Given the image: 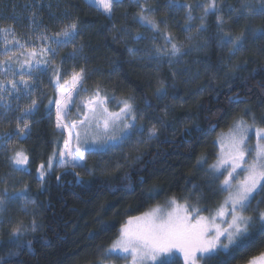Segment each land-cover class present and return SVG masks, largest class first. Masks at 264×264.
Instances as JSON below:
<instances>
[{
  "label": "trees",
  "instance_id": "obj_1",
  "mask_svg": "<svg viewBox=\"0 0 264 264\" xmlns=\"http://www.w3.org/2000/svg\"><path fill=\"white\" fill-rule=\"evenodd\" d=\"M44 1L50 7L42 0H0L3 15L0 25L21 31L19 28L27 25L25 17L32 11L49 33L59 31L63 24L73 20L79 23L81 33L74 44L80 49L79 54L71 56L72 48L59 53L56 69L60 68L63 84L73 71L83 68V86L87 93L77 96L73 92L74 103L69 105L63 123L82 119L81 101L90 97L98 85L101 95L109 97L110 106L134 98L137 116L143 114L137 127L145 129L147 125H155L157 137L145 142L143 134L136 133L104 152L86 153V167L93 170L92 175L80 168L57 166L58 153L69 135L68 130L56 128L55 101L64 97L55 87V76H49L44 95L37 98L35 113L28 119L31 132L27 138H11L20 141L21 149L28 154L30 174L14 173L8 161L12 153H0V181H7L6 185L0 182V190L7 187L11 193L14 188L28 186L36 230L26 231L22 239L31 240L32 245L17 248L3 227L8 216L13 217V221L21 220V214L15 211L25 200H10L5 210L0 211V221H3L0 223V258L18 252L10 256L11 264H125L124 255L106 252L117 240L128 217L139 216L157 206L166 207V201L172 198L180 203L187 199L190 205L199 207L204 216L214 213L222 203L220 180L211 179L209 169L218 157L215 137L241 117L252 126L264 128V40L253 42L249 37L244 48L233 54L219 43L215 14L207 18V31L196 33L202 11L195 5L205 0H177L193 5L195 19L190 22L191 32L185 30L187 9L166 10L163 8L166 0H149L147 6L158 9L156 18L167 20L168 31L182 45L184 54L173 58L170 65L167 57L155 58L152 36L157 35L156 44L163 45L159 35L146 32L133 20L139 11L135 0H122L114 5L111 20L95 8H89L84 0ZM40 3L43 5L37 10ZM241 3L242 0H223L221 14L225 20L234 15L227 5L239 9ZM245 23L241 20L224 27L231 28L236 35ZM251 26H264V19H253ZM137 31L145 38L134 40L132 37ZM160 81L167 95L157 100L154 93ZM236 96L240 99H230ZM145 99L150 101L151 108L145 107ZM50 100L53 103L49 104ZM245 109L255 117V124L252 116L244 115ZM14 127L0 119V144L5 141L3 133H12ZM73 143L74 138L71 147ZM136 147L139 153L132 155L131 149ZM54 152L57 156L53 159V168L41 185L36 170L41 163L47 164ZM127 154L130 157L125 159ZM198 159L203 162L198 164ZM76 172L80 173L79 178ZM260 200H264V192L252 200L247 215L255 214ZM259 208L264 210V203H260ZM176 252L165 260L185 264L182 253ZM262 252L264 235L257 225L243 245L197 263L249 264Z\"/></svg>",
  "mask_w": 264,
  "mask_h": 264
},
{
  "label": "snow or ice",
  "instance_id": "obj_2",
  "mask_svg": "<svg viewBox=\"0 0 264 264\" xmlns=\"http://www.w3.org/2000/svg\"><path fill=\"white\" fill-rule=\"evenodd\" d=\"M122 0H84V3L89 8H95L98 12L105 15L109 20L114 15V5L121 3ZM149 0H135L139 11L133 17L135 23L143 28L146 32L158 34L159 38L163 40V45H157V35L152 36L154 44V51L156 59L161 60L168 58V63L171 65L173 58L183 55L182 45H179L175 37L168 31V23L166 19H157L156 13L158 11L155 7L148 5ZM223 0H205L203 3H197L196 8L202 11L199 16V26L195 29L196 33L201 34L207 31V18L215 14L216 26L218 33H220L219 43L228 47L230 51L235 54L244 48L245 42L249 37L253 42L264 40V26L252 27L251 21L255 18L264 19V0H242L239 9L227 5L234 14L225 20L222 13L221 4ZM50 7V5H49ZM166 10L187 9L185 18V30L192 31L190 22L195 17L192 16L193 5L188 3H178L177 0H166L163 5ZM36 15L32 13L33 24H35ZM244 20L246 23L236 35L232 34L231 28L225 29V24L239 23ZM163 25V28L161 27ZM115 28V25H113ZM10 32L9 28L0 27V33L5 36ZM81 33V28L76 20L63 24L59 31L55 32L51 37L41 36V40H50L52 47L49 44L41 48V53L48 52L56 54L61 47L74 45L75 40ZM134 40L144 39L143 33L137 31L132 37ZM192 39L191 36L188 37ZM208 43L207 40L204 41ZM15 44L20 48L25 45L15 41ZM80 49L73 46L71 56L79 54ZM12 55L5 50L7 59L0 60V71L10 73L13 76L19 75V81L8 80L7 84L0 81V93H15V98L19 100L21 93L24 96H31L32 85L29 80L25 79V72L29 79L33 72V59L37 56L35 48L29 50L27 54L20 53L25 58L22 61H17L20 64L19 69L12 67ZM41 60H35L36 69H39ZM47 64L48 61H43ZM176 73H173L175 76ZM85 79V70L80 69L79 72L73 71L70 79H65L63 84L60 83L61 75L60 69L57 68L55 72V87L57 91L64 97L63 100L57 99L56 104V128L68 130L69 138L64 140L63 149L59 151L58 165L63 168H71L73 170L80 168L88 174L92 175L93 170L86 167V153L95 154L98 151L106 150L107 147L114 146L117 143H123L137 132L143 134V129L137 127L138 119H143V114L137 116V110L134 107V98L120 100L118 102L119 111H110L107 107L109 97L102 96L99 86L96 90L85 100H82V106L87 109L83 113V119L73 120L70 124L63 123L64 118L68 115L69 105L73 104V92L77 96L81 92L87 93V89L83 86ZM11 85V87H7ZM203 91V89H201ZM167 95L164 88L163 81L159 82L154 96L157 100L162 99ZM111 99H115L112 97ZM230 99L239 100V96L231 97ZM4 100V96L0 95V101ZM53 101H49V104ZM146 108H151L150 101L145 99ZM38 106V101L32 99L31 103L20 109L21 116L17 118L16 129L12 133H3L5 140H11L13 136L17 139L27 138L31 132L30 123L26 117L31 116ZM9 110V106L5 105V111ZM79 111V109H78ZM167 110L165 109V115ZM245 116H252V123L255 124V117L248 109L244 110ZM22 125V126H21ZM73 137V131L75 129ZM102 128V131H101ZM119 130V136L115 135V130ZM249 130V126L243 117L234 121V128L231 131V137L227 148L225 149L223 140L218 142L221 144L222 152L217 157L215 163L209 165L210 178L213 180H220V191L227 193L223 202L209 216L201 215V209L194 205H190L185 199L183 203L178 202L175 198L166 201V207L157 206L148 212H144L139 216H130L124 222L119 230V236L112 244L111 249H108L106 254H111L113 251H119L131 256L132 264H171L167 260H159L161 256H170L174 250L183 254L185 264H197L200 259L211 258L213 254L221 251L227 252L230 248L243 245L250 237L251 230L257 225L261 229V234L264 235V210L259 208L260 203L264 200L257 201V208L254 215H247L251 202L264 192V145L257 143L255 149V156L251 162L245 159L246 154L251 155V152L246 149L244 133ZM259 140H264V128L256 130ZM149 138H155L157 135V128L152 125L148 129ZM75 139L74 147H71V140ZM110 141L112 143H110ZM57 153L50 156L47 164L41 163L37 168V179L43 185L44 178L48 171L53 168V159ZM9 164L12 171L30 174L29 156L24 149H13L12 154L8 157ZM202 159H198L197 163L201 164ZM244 173L242 179H237L240 173ZM226 173V174H225ZM77 178L80 173H75ZM59 180V177H57ZM7 184V181H0ZM195 188L196 186L193 185ZM153 191L149 189V192ZM29 199V189L24 185L21 189L15 188L10 193L7 187L0 190V211L5 210V205L10 200ZM27 203H25V210ZM230 217L227 220L223 218ZM220 219V223L217 220ZM3 223V221H0ZM28 229L24 227L23 221L11 225L9 230V239L15 244L17 248L31 247L32 241H24L22 239L24 233ZM36 230V222L32 221L31 231ZM197 253L200 255L197 256ZM19 253H10L9 257L0 258V264H11L10 256L18 255ZM127 259V256L124 257ZM249 264H264V252L259 257L253 258Z\"/></svg>",
  "mask_w": 264,
  "mask_h": 264
},
{
  "label": "rangeland",
  "instance_id": "obj_3",
  "mask_svg": "<svg viewBox=\"0 0 264 264\" xmlns=\"http://www.w3.org/2000/svg\"><path fill=\"white\" fill-rule=\"evenodd\" d=\"M42 3H46V1L42 0ZM42 3L37 4V10L40 9V7L43 5ZM49 6V4H47ZM48 6L46 8H48ZM27 12V11H26ZM30 13V11H28V14ZM33 11L29 14V16L25 17V20H27V25L24 27H20V30H14L11 27H7L10 29V32L5 36L4 34L0 33V60H4L7 59V57L5 56V50L7 49L8 52L12 55V67L14 69H19L20 64L17 62L22 61L25 57L21 56L20 53H25L27 54V52L33 48H35L36 52H37V56L33 59V72H32V77L31 79H29L27 72H25V79L29 80V84L32 85V94L31 96H24L23 93H21L19 100H17L15 98V93H12L11 95L9 93H0V95L4 96V100L0 101V119L1 120H6L8 124H14L15 127L13 128V131L16 129L17 126V118L21 116V111L20 109H23L25 106H27L28 104L31 103L32 99H36L37 98H42V96L44 95L43 93L45 92V82L47 81V79L49 78V76H55V72H56V67H59L57 65V59L56 56L59 53L62 52H68L69 49L73 48L74 45H69L66 47H61L57 50L56 54H52V53H48V52H44L41 53V48L48 46L49 44H51L50 40H41L40 37L41 36H49L51 37L54 33H49L46 32L45 28L39 23L40 21H38L37 19H35V24H33V20H32V15ZM52 14V13H51ZM37 16V14H36ZM3 15L0 14V18H2ZM66 19V18H63ZM1 27V25H0ZM4 28V27H3ZM22 29H29L30 31L28 33H26V30ZM19 41L20 44L25 45L24 48H20L19 45L15 44V41ZM75 44V42H74ZM52 47H56L55 44H51ZM35 60H41L42 63L39 66V69H36L35 66ZM43 61H48L47 64L43 63ZM60 69V68H59ZM16 80L19 81L20 76L16 75L13 76L10 73H5L3 71H0V81H4L7 84L8 80ZM7 87H11V85H7ZM105 96V95H102ZM5 105L9 106V110L6 112L5 111ZM107 107L110 111H119V106L116 105H112L110 106L109 103H107ZM117 107V108H116ZM82 111L83 113L87 111L86 108H84L82 106ZM35 113V112H34ZM34 113L29 116L26 117L25 119H30ZM83 119V117H82ZM247 125L249 126V130L247 132L244 133L245 136V145H246V149L248 151L251 152V155H247L245 156V159L249 162H251L252 158L255 156V149H256V145L257 143H260L261 145H264V140H259L256 130L258 129V127L256 126H252L250 123H247ZM22 126V125H21ZM152 125H147L145 127V129H143L144 133L142 138L145 140V142H151L152 140H155L157 135L155 136V138H149V134H148V129L151 127ZM234 128V125H232L229 129L219 132L216 137H215V145L217 147V156H219L222 152V148H221V144L218 142L219 140H223L224 142V146L225 149L227 148L229 141H230V137H231V131ZM80 130L75 129V131ZM102 131V128H101ZM74 132V131H73ZM139 133V132H137ZM75 134V132H74ZM115 135L119 136V130H115ZM262 135H264V133H262ZM75 140V139H74ZM76 143V141H75ZM75 143H73V147L75 146ZM110 143H112L110 141ZM120 144V143H119ZM113 147V146H111ZM109 147L106 148V150ZM16 149L19 150L21 149L20 147V141H16L14 139L11 140H5L4 142H2L0 144V153L2 155L4 154H8V153H12V150ZM136 148H132V152L134 151V154L132 155H137L139 153V151L136 150ZM105 151V150H104ZM102 151H98V152H104ZM130 156H126L125 159H128ZM139 158V157H136ZM216 162V161H215ZM214 162V163H215ZM240 175L237 176V179H242L244 173L241 172V170H237ZM226 174V173H225ZM223 179V176L220 177V180ZM219 188H220V182H219ZM223 193V200L225 198V196L227 195V193ZM223 202V201H222ZM25 203H27V209L25 210ZM31 204L32 202L30 200L28 201H21L18 205H17V210L15 211L16 214H21V220L23 221L24 227L27 228V233H32L33 231H31V227H32V221L34 220L33 217V210L31 209ZM230 217L225 216L223 219L227 220ZM17 220L13 221V217L8 216L5 219V223L4 226L7 231L9 232L11 225L17 223ZM218 223H220V219L217 220ZM177 250H174L172 254L177 253ZM112 253L114 254H118V255H124L127 256V261L125 264H132V258L130 255L125 254V253H121L118 250L117 251H113ZM183 255V254H182ZM171 256V255H170ZM170 256H161L159 258V260H165L167 258H169ZM159 263V262H157ZM149 264H152V262H149ZM198 264V263H197Z\"/></svg>",
  "mask_w": 264,
  "mask_h": 264
}]
</instances>
